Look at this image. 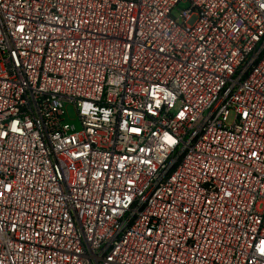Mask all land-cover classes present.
I'll list each match as a JSON object with an SVG mask.
<instances>
[{
  "label": "built area",
  "instance_id": "obj_1",
  "mask_svg": "<svg viewBox=\"0 0 264 264\" xmlns=\"http://www.w3.org/2000/svg\"><path fill=\"white\" fill-rule=\"evenodd\" d=\"M0 264H264V0H0Z\"/></svg>",
  "mask_w": 264,
  "mask_h": 264
},
{
  "label": "rangeland",
  "instance_id": "obj_2",
  "mask_svg": "<svg viewBox=\"0 0 264 264\" xmlns=\"http://www.w3.org/2000/svg\"><path fill=\"white\" fill-rule=\"evenodd\" d=\"M179 7H181V5H179ZM69 112H70V115L73 116L72 110H69Z\"/></svg>",
  "mask_w": 264,
  "mask_h": 264
}]
</instances>
